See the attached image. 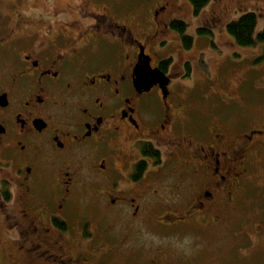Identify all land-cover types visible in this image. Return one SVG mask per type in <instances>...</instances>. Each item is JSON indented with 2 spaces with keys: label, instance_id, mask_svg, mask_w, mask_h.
Returning a JSON list of instances; mask_svg holds the SVG:
<instances>
[{
  "label": "flooded vegetation",
  "instance_id": "obj_1",
  "mask_svg": "<svg viewBox=\"0 0 264 264\" xmlns=\"http://www.w3.org/2000/svg\"><path fill=\"white\" fill-rule=\"evenodd\" d=\"M55 5L0 14V233L9 264H109L115 247L99 239L116 223L136 230L145 216L215 228L237 217L264 173V108L257 118L243 111L264 98L242 90L249 72L264 70V45L237 87L236 59L222 66L220 88L179 93L175 76L200 58L180 0ZM146 64L169 84L144 89L136 72Z\"/></svg>",
  "mask_w": 264,
  "mask_h": 264
},
{
  "label": "rangeland",
  "instance_id": "obj_2",
  "mask_svg": "<svg viewBox=\"0 0 264 264\" xmlns=\"http://www.w3.org/2000/svg\"><path fill=\"white\" fill-rule=\"evenodd\" d=\"M0 1V14L13 13L15 18L22 9L43 0H32L31 4L22 0ZM55 2V12L66 7V0ZM180 4L183 15L191 21L188 32L195 35V50L191 53L197 55L198 51L200 58L193 61L189 73L184 70L182 76H175L174 92L190 90L199 93L204 91L202 88L213 84L216 89L220 88L217 81L227 61L237 59L241 62L230 76L234 87L238 86V77L244 76L250 66L259 67L261 45L239 46L227 31V24L246 12H255L258 15L255 33L258 34L264 28V0H212L199 18L192 14L194 10L188 0H180ZM197 26L210 31L195 33L193 29ZM256 69L249 72L250 81L242 90L248 94L257 93V99L259 96L264 98V87L256 83V79L258 82L264 76V70ZM261 101L254 102L248 109L243 108L244 113L253 118L261 117L264 108ZM248 190L241 213L215 228L187 227L181 221L167 224L143 216L138 219L141 222L138 229L121 230L120 223H116V228L101 236L99 242L106 247H115L109 264H264V173ZM255 226H259L260 231ZM8 247L4 235L0 233V264L10 263L6 251ZM168 255L175 259L174 262H169L171 258L167 260Z\"/></svg>",
  "mask_w": 264,
  "mask_h": 264
},
{
  "label": "trees",
  "instance_id": "obj_3",
  "mask_svg": "<svg viewBox=\"0 0 264 264\" xmlns=\"http://www.w3.org/2000/svg\"><path fill=\"white\" fill-rule=\"evenodd\" d=\"M193 7L195 13L200 12L209 5L212 0H188ZM258 23V15L255 12H246L237 20H233L227 24V31L234 38L236 43L242 47H254L256 45H264V28L258 34L255 33ZM174 29L183 32L180 24L176 23ZM184 45L191 46V40L186 39ZM151 156L157 158L158 152L151 150L148 152Z\"/></svg>",
  "mask_w": 264,
  "mask_h": 264
},
{
  "label": "water",
  "instance_id": "obj_4",
  "mask_svg": "<svg viewBox=\"0 0 264 264\" xmlns=\"http://www.w3.org/2000/svg\"><path fill=\"white\" fill-rule=\"evenodd\" d=\"M138 81H142L143 85L142 87L146 90H150L151 87L157 83L160 82L164 86H167L170 82V79L163 73L161 72L158 68L156 69H151L150 66L146 64V67L144 68H139L136 72ZM164 220H171L165 218Z\"/></svg>",
  "mask_w": 264,
  "mask_h": 264
}]
</instances>
